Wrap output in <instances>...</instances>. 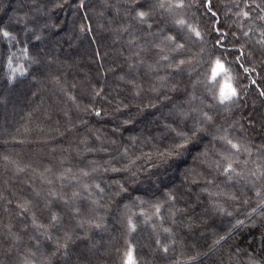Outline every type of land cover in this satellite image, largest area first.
Wrapping results in <instances>:
<instances>
[{
    "label": "trees",
    "instance_id": "16d2710c",
    "mask_svg": "<svg viewBox=\"0 0 264 264\" xmlns=\"http://www.w3.org/2000/svg\"><path fill=\"white\" fill-rule=\"evenodd\" d=\"M206 2L0 0V264H123L129 245L137 264H264V180L248 175L264 164L260 22L237 15L252 0H212L215 17ZM226 79L238 96L221 105ZM204 113L212 120L191 136ZM172 129L188 132L186 150L160 163ZM225 135L249 146L234 156L244 179L215 167Z\"/></svg>",
    "mask_w": 264,
    "mask_h": 264
},
{
    "label": "snow or ice",
    "instance_id": "6c2138e0",
    "mask_svg": "<svg viewBox=\"0 0 264 264\" xmlns=\"http://www.w3.org/2000/svg\"><path fill=\"white\" fill-rule=\"evenodd\" d=\"M252 3H254V7H252ZM252 3H248L246 2L244 7L245 9H248L247 11L244 9H241L239 13H237V15L239 17H242L245 21H251L253 24L256 23V21L260 22L259 27L261 28V32H260V39L257 41L258 44H260L261 46H264V0H260V2H255V0H252ZM212 0H207L206 3H203V6L211 13L212 17L216 16V12L212 10ZM156 7L160 8V9H180L184 7V0H177L176 3H170L168 2V0H158V3L156 5ZM252 12H256L255 16H252L251 13ZM149 15V12L144 11V10H138L135 13V17L134 19H136L138 22L140 23H144L147 19ZM175 25L178 27H185L186 25V21L182 18H178L175 19L174 21ZM149 28L152 27L151 24L148 25ZM189 28L190 31H192L195 36L199 39H202V34L200 31L191 28V26H187ZM83 31V29H81ZM218 31V29H217ZM249 31H252V29H249ZM0 34L3 35V37L5 38H9V32L7 31H2L0 32ZM226 35V34H225ZM245 36L249 35V32H244ZM168 41L170 43H174L175 44V48L173 49V51H180L184 48V44L183 43H178L177 40L179 39V37L177 36H168L167 37ZM225 46V41L220 38L219 36L215 39V43L213 45L214 50L218 49V48H223ZM201 51H203V49H201ZM224 53H220V56H223ZM244 53L243 51L240 52L239 56H237V61H239L240 56H243ZM163 60H168L169 57L167 55L161 57ZM190 64L191 60H185V59H180L178 61V63L175 65L177 68H180V66L185 65V64ZM219 71H224V66L221 63V60L219 57H217V59L215 60V67L213 68V78H215V76L217 75ZM245 71H247V69H245ZM97 96H100L101 93L97 92L96 93ZM261 95H264V92L261 93ZM238 93L236 88H234L230 83H225L219 92V103L221 105H224L225 102H229L231 101L234 97H237ZM95 114L97 116H100L101 113L100 111H96ZM178 115H183V113H178ZM212 120V117L209 116L207 113L203 114V118L202 120H197L196 124L193 126V129L191 130V136H196L198 132H200L202 129L200 127H198V125L201 124H207L208 122H210ZM173 132H175V136L172 138V142L170 144H168L166 146V150L164 151H160L157 150L156 151V158L159 160L160 163H166L168 162L170 159L174 158V157H178L180 156L185 150H186V145L188 143L189 140V134L186 131H176L175 129H172ZM220 141L228 146L229 150H226L223 153H220V159L215 161V167L218 171H220L221 175L227 176L229 179L233 178V176L235 177H239L240 179H244L245 178V174H244V169H241V171H237V166L240 164V161L238 159H234V156H238V154L241 152V150L245 151L248 153V155H251L250 150L246 147V146H242L241 143L239 142H234L231 138H229L228 136H220L219 137ZM149 160H151V155H149ZM249 161L248 160H244L243 164H244V168H247ZM112 171H119V169L113 168ZM85 176L88 175L87 172L83 173ZM248 175H250L251 177L255 178V179H261L264 180V164L261 163H257L256 164V168L254 170H250L248 172ZM208 183H212V181H209ZM96 188H98L101 192H103V189L100 188L99 185H96ZM88 189V186L85 185V190ZM123 187H121V191H123ZM74 196H78L79 193H74ZM257 196H261V192L257 191ZM161 205H156L155 206V214L157 216H160L161 214ZM262 211H264V208L261 209ZM78 211V210H77ZM219 211L224 212L225 209L223 207L219 208ZM256 209H253V212H255ZM229 215L231 213H228ZM141 216H144L145 214L143 212L140 213ZM146 221L150 220V217H145ZM52 221L55 223L57 221V217L56 215L52 216ZM33 223H35V220H33ZM128 230L129 232H134L136 230V225L133 222L132 218H128ZM244 222L243 221H237V225H242ZM100 225L97 224L96 227H99ZM234 227H236V225H234ZM163 232L165 233H171V229L164 227ZM66 239H70V237H67ZM226 239L225 236H220V238L216 241H214V244L219 246L221 244L222 241H224ZM157 245H159L161 243V241L159 239H157L156 241ZM61 247H66V242L65 243H61L60 241H57V249L61 248ZM168 251V248L165 247L164 248V252L166 253ZM192 260H195V257L191 258ZM123 264H137V261L135 259L134 256V250L133 247L131 245H129L127 247V249L124 252V258H123ZM249 264H257V262L255 261L254 258H250V262Z\"/></svg>",
    "mask_w": 264,
    "mask_h": 264
},
{
    "label": "rangeland",
    "instance_id": "374dc122",
    "mask_svg": "<svg viewBox=\"0 0 264 264\" xmlns=\"http://www.w3.org/2000/svg\"><path fill=\"white\" fill-rule=\"evenodd\" d=\"M10 68H11L12 70L17 69L18 72H22V70H21L20 68H18L14 63H11V64H10ZM227 81H229V80L226 79L225 82H224V84L227 83ZM222 86H223V85H222ZM213 91H214V90H213ZM214 93H215V91H214ZM214 98L217 100V98H216L215 95H214ZM229 107H230V106H229ZM242 146H243V145H242ZM245 146H246V145H245ZM246 147L248 148L249 146H246ZM250 147H251V145H250ZM251 151H252V150H251ZM260 152H261L260 150H258V151H252L253 156H256V155L259 156V155H260ZM262 161H264V159H263ZM240 163H241V162H240ZM241 169H242V168L240 167V168L238 169V171H241ZM251 182H252V181H251ZM263 184H264V182H263ZM190 247H191V245H189V248H190ZM189 248H188V249H189ZM188 249H187V250H188ZM242 255H243V254H242Z\"/></svg>",
    "mask_w": 264,
    "mask_h": 264
}]
</instances>
